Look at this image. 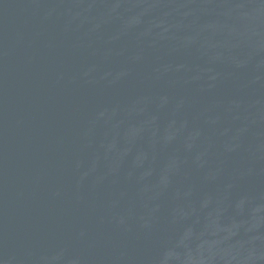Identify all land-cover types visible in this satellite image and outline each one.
<instances>
[{"label": "water", "instance_id": "95a60500", "mask_svg": "<svg viewBox=\"0 0 264 264\" xmlns=\"http://www.w3.org/2000/svg\"><path fill=\"white\" fill-rule=\"evenodd\" d=\"M0 264H264V0H0Z\"/></svg>", "mask_w": 264, "mask_h": 264}]
</instances>
